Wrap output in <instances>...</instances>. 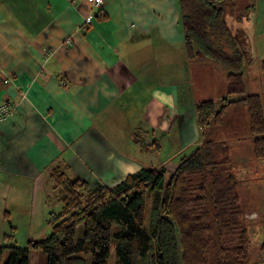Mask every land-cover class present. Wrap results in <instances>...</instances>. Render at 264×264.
Segmentation results:
<instances>
[{"label":"crops","instance_id":"crops-1","mask_svg":"<svg viewBox=\"0 0 264 264\" xmlns=\"http://www.w3.org/2000/svg\"><path fill=\"white\" fill-rule=\"evenodd\" d=\"M220 1L245 41L241 19L264 14V0ZM183 38L177 0H0V104L14 105L0 119V240L23 213L32 225L29 215L61 210L55 169L113 187L203 142L192 80L215 100L224 71L188 60ZM227 122L237 125L234 108Z\"/></svg>","mask_w":264,"mask_h":264},{"label":"trees","instance_id":"trees-1","mask_svg":"<svg viewBox=\"0 0 264 264\" xmlns=\"http://www.w3.org/2000/svg\"><path fill=\"white\" fill-rule=\"evenodd\" d=\"M188 60H209L224 71L222 104L206 98L195 104L199 127L222 125L225 114L244 104L253 154L264 158V109L258 94L244 92L246 50L226 22L229 4L220 0H177ZM242 16V15H240ZM238 16V17H240ZM264 87V60L260 63ZM199 76V75H198ZM199 78V77H198ZM62 208L51 231L25 246L0 244V264H245L250 238L242 225L238 182L226 141L212 133L188 156L166 169L141 168L108 187L91 186L55 169L50 174ZM13 233L4 234L12 240ZM6 241V242H8ZM260 248L264 250V242ZM113 251V258H112Z\"/></svg>","mask_w":264,"mask_h":264},{"label":"rangeland","instance_id":"rangeland-1","mask_svg":"<svg viewBox=\"0 0 264 264\" xmlns=\"http://www.w3.org/2000/svg\"><path fill=\"white\" fill-rule=\"evenodd\" d=\"M263 9L264 7H262V10ZM263 17V12L258 17L256 12H252L250 13L249 19H247V17L241 19L242 22L240 23V26H242L246 32V40L243 41L242 44L247 52L243 74L244 92L241 95L230 96L229 100H236L248 94H258L262 99L264 109V87L262 84L260 70V63L264 60ZM227 21L234 24L229 15H227ZM204 69L207 70V68ZM204 80L205 81L192 80L195 89L194 93L191 92L192 98L190 103L194 102V107L198 101L206 99L208 97V93L210 92V84H208L206 79ZM214 101L216 102L217 107L220 106L222 104V95H220V97H215ZM232 108L235 109V116L237 120L236 126L232 128V126H229L227 122L226 126H222L221 124L213 126L212 131L210 130V127L207 126L202 132H200V135L203 136L204 134L206 137L210 132L212 133L214 140H229V142H226L228 143L230 158L232 161V171L239 180L238 189L240 205L243 213L242 225L248 229V235L250 238L251 249L249 250L248 262L245 264H264V250L260 248L261 244L264 242V158H256L252 153V140L246 105L240 104ZM232 108L229 111H231ZM240 138H242V140H240ZM194 150L195 149H186L179 155H176L172 160V165H170L166 171V177L168 178L171 168L177 164L178 160L183 155L187 156ZM150 162L154 163L155 161H147V166H150ZM59 210L60 209L56 208L52 213H46L44 215L39 213L36 215H29V218H32V225L24 224L27 222L28 214L23 213L25 214L24 217L27 216V219H22L18 223L17 230L12 231L14 235L13 240L10 242L0 240V244H5L7 246H25L27 241L30 239L42 240L46 238L52 228L49 221L52 215L58 213ZM7 233L9 234L11 232L7 231ZM9 252L10 248L6 247L2 257V264L7 259ZM37 255L38 253L36 251L31 252L29 264H36ZM113 256L114 254L112 251V258Z\"/></svg>","mask_w":264,"mask_h":264},{"label":"built area","instance_id":"built-area-1","mask_svg":"<svg viewBox=\"0 0 264 264\" xmlns=\"http://www.w3.org/2000/svg\"><path fill=\"white\" fill-rule=\"evenodd\" d=\"M89 3L92 7L98 8L102 4V0H89ZM91 21V18L88 17L86 22L89 24ZM70 44V42H68ZM14 105L10 101H5L0 104V119L5 117L6 115H9L13 112Z\"/></svg>","mask_w":264,"mask_h":264},{"label":"bare ground","instance_id":"bare-ground-1","mask_svg":"<svg viewBox=\"0 0 264 264\" xmlns=\"http://www.w3.org/2000/svg\"><path fill=\"white\" fill-rule=\"evenodd\" d=\"M6 82V81H5Z\"/></svg>","mask_w":264,"mask_h":264}]
</instances>
